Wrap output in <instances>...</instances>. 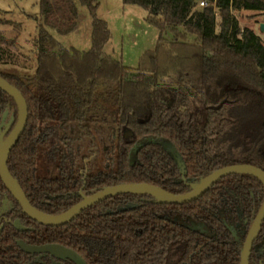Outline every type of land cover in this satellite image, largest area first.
<instances>
[{"label": "trees", "instance_id": "trees-1", "mask_svg": "<svg viewBox=\"0 0 264 264\" xmlns=\"http://www.w3.org/2000/svg\"><path fill=\"white\" fill-rule=\"evenodd\" d=\"M199 1L123 0L144 9L159 31L156 49L131 69L105 54L111 35L96 0H40L35 79L0 71L28 105V124L8 167L34 207L47 214L69 208L65 197L81 189L86 165L89 186L145 183L176 195L191 190L187 179L196 182L227 166L264 171V43L236 17L243 11L264 16V0H206L208 6L197 9ZM78 3L93 19L92 48L85 53L62 49L49 32L72 33ZM5 14L0 24H12ZM14 25L15 38L0 30V63L5 47L17 44L21 26ZM6 109L17 118L15 101L0 91V116ZM70 126L80 137L73 138ZM103 131L109 133L105 146L99 143ZM72 162L73 175L67 173ZM6 192L0 177V206ZM152 199L114 198L122 203L118 214L87 210L58 229L57 241L88 264H241L264 186L253 176L231 175L188 204ZM18 213L26 225H36ZM14 232L10 227L0 238V264H23ZM263 238L264 224L255 245ZM255 248L250 264H264Z\"/></svg>", "mask_w": 264, "mask_h": 264}, {"label": "rangeland", "instance_id": "rangeland-1", "mask_svg": "<svg viewBox=\"0 0 264 264\" xmlns=\"http://www.w3.org/2000/svg\"><path fill=\"white\" fill-rule=\"evenodd\" d=\"M99 4L98 18L108 24L110 40L104 52L125 67L137 69L142 56L154 51L159 41V31L147 22L148 13L141 7L125 5L123 0H96ZM79 17L76 29L68 35H60L55 30L50 34L61 44L62 49L77 50L81 53L92 48L93 19L88 7L78 3ZM12 24H0V30L8 37L15 38V25L21 31L15 46H7L4 59L0 63V71L18 73L33 81L37 69L35 57V41L38 37L40 22L35 17L40 14V0H0V14ZM241 29L249 28L264 43V16L252 11L237 13ZM171 40L172 35L166 37ZM106 134V136H108Z\"/></svg>", "mask_w": 264, "mask_h": 264}, {"label": "water", "instance_id": "water-1", "mask_svg": "<svg viewBox=\"0 0 264 264\" xmlns=\"http://www.w3.org/2000/svg\"><path fill=\"white\" fill-rule=\"evenodd\" d=\"M262 31H264V24L261 25ZM0 91L6 93L14 101L18 109L17 122L11 131V133L6 137V133L14 119L6 126L5 131H1L2 126L0 125V177L3 184L14 197V199L21 206L22 211L33 221L45 225V226H63L74 219H76L83 211L89 207L104 201L108 198L123 195V194H134V195H146L154 198L155 204H188L194 202L201 198L205 193H207L212 187H214L223 178L231 175H249L257 178L264 186V171L256 166L248 164H237L232 166H227L216 170L212 174L201 178L198 182L190 183L191 190L188 193L176 195L174 193L168 192L163 188L154 186L151 184H122L113 187H106L102 191L95 193L90 197H83V201L72 207L70 210L59 214V215H48L42 211L34 208L26 194L24 193L22 187L20 186L18 180L14 178L8 167V160L12 149L16 146L21 136L23 135L29 118V110L27 102L22 95V93L13 85H11L6 79L0 75ZM7 114L5 115L6 118ZM264 223V202L261 206L252 226L248 232V235L242 244L241 250V264H250V256L252 253L253 245L258 238L262 225ZM15 227L20 230H24L21 227L20 222H16ZM23 251L27 253H36L45 250H53L59 247L52 246L46 248H37L27 246L23 242L18 243ZM58 250L64 252L66 255L72 256V258L78 264H86L79 256L74 254L72 251H68L62 248ZM54 251V250H53Z\"/></svg>", "mask_w": 264, "mask_h": 264}, {"label": "flooded vegetation", "instance_id": "flooded-vegetation-1", "mask_svg": "<svg viewBox=\"0 0 264 264\" xmlns=\"http://www.w3.org/2000/svg\"><path fill=\"white\" fill-rule=\"evenodd\" d=\"M6 114H7V116L5 118ZM17 117H18V114H17ZM12 119H14V123H12V125L8 129V131L5 135L6 137L13 130V128L17 122V118H15L13 113L10 112L8 109H6L3 113V115L0 116V125H3L2 129H1L2 132L6 130V126L11 122ZM73 130H74V128L72 126H70L68 132L73 136V138L80 137V136H75ZM105 140H106V136H105V132L103 131L102 134H99V143H102L105 146ZM171 151L173 152L174 149H171ZM57 155H58L57 152L52 153L53 157H55ZM178 161H179V163L181 162L180 157L178 158ZM84 163L87 164V161L85 160ZM74 165H75L74 162L67 165V168H68L67 173H69L71 175L74 174V171H75ZM179 165L182 167V163H180ZM104 168H105V170L108 169V164L105 163ZM90 170H89V167L86 165L85 169L80 171V173L84 175L83 185H82L81 189L78 191V193H72V194L69 193L68 196L65 197L66 200H70L69 204H71V206H69V208H67L65 211H63L59 214H62L64 212L70 210L72 207H74L75 205L82 202L83 197H90V196L94 195L95 193L102 191L106 187H113V186H102L101 185L102 183L99 181L98 182H92V183H90V186H89V183L87 180H88V175L90 174ZM100 171H102V170H100ZM104 171H102V172H104ZM56 173H58V170L55 171V174ZM183 174H184L183 178H185L187 175V172L183 171ZM56 175L58 176V174H56ZM187 180L189 182L188 183L189 186H190V183H194V182H190V179H187ZM196 182H198V181H196ZM68 184H71L70 180H69ZM123 195H130V194H123ZM57 196H60V195H57ZM120 196H122V195H117V196L108 198L104 201H101V202L89 207L85 211L90 210L92 208H98V209H96V211L98 210L101 213H109V214H115L116 213V214H118L120 211L119 210L117 211V209L121 208L122 203L121 202L117 203L116 201L113 202L112 199L120 197ZM61 198H63V197H61ZM52 199H55V197H52ZM152 202L154 203V198L152 199ZM18 206H19V209H18ZM34 208H36V207H34ZM18 210H21V212L23 213L21 206L18 204V202L14 199V197L11 195V193L7 189V192L3 195V199L1 202V206H0V238L2 236H4V234L6 233L8 228L11 227L12 229H14L15 232H14L13 236L16 235L14 238L16 246L21 251V253L24 255L23 264H78L72 258V256L66 255L64 252L58 250L59 248H62V249L68 250V251H72L74 254L79 256L86 264H88L87 260L83 257V255L81 253H79L76 249H74V247H71L67 244H64V243L57 241L58 229L63 228L65 226L71 224L74 220H76L85 211H83L76 219H74L72 222H70L66 225L50 227V226H45V225L39 224L35 221L34 222L36 223V225H26L24 223V221L22 220L21 215H19ZM43 213H45V212H43ZM45 214H47V213H45ZM59 214H48V215H59ZM24 215L27 216L26 214H24ZM16 222H20L21 227L24 228V230L17 229L14 225ZM203 227H204V225H200V223H192V226L190 228H192V229L198 228L201 231L205 232ZM262 228H263V225H262ZM261 232H262V229H261ZM261 232H260V234H261ZM260 234H259V236H260ZM247 235H248V233H247ZM247 235H246V237H247ZM259 236H258V238H259ZM246 237H245V239H246ZM258 238L256 239V241L258 240ZM245 239H244V241H245ZM244 241H243V243H244ZM256 241L254 242L252 252L256 246L255 245ZM19 242H23L27 246H30V247H37V248L51 247L52 248V246H55V247H59V248L53 249L54 251L49 249V250L40 251V252H36V253H27V252L23 251L22 248L19 246V244H18ZM255 250L259 251L260 252L259 256L260 257L263 256V258H264V238L260 243L257 244ZM251 255H252V253H251ZM262 262H264V259L260 263H262Z\"/></svg>", "mask_w": 264, "mask_h": 264}, {"label": "built area", "instance_id": "built-area-1", "mask_svg": "<svg viewBox=\"0 0 264 264\" xmlns=\"http://www.w3.org/2000/svg\"><path fill=\"white\" fill-rule=\"evenodd\" d=\"M207 6H208V1H206V0H200L198 2L197 9H203V8H205ZM215 11H216V16H218L219 10L217 9V6H215Z\"/></svg>", "mask_w": 264, "mask_h": 264}]
</instances>
